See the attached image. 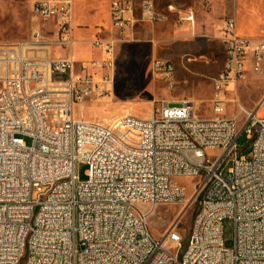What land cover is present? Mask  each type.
Listing matches in <instances>:
<instances>
[{"label": "built area", "instance_id": "2783aa9c", "mask_svg": "<svg viewBox=\"0 0 264 264\" xmlns=\"http://www.w3.org/2000/svg\"><path fill=\"white\" fill-rule=\"evenodd\" d=\"M30 13L27 39L0 42V264H264V119L240 105L227 115L235 85L263 72L264 40L240 37L225 21L228 65L212 80L211 117H198L191 101H163L148 118L102 124L78 119L75 107L111 92L114 40L89 41L99 60L55 57L53 49L75 43L74 0H32ZM171 14L152 1L109 2L121 43L137 24ZM151 70L164 83L173 78L167 60H153ZM242 115L247 156L235 147ZM181 178L196 179L202 197L179 255V242L172 251L152 236L148 216L186 203Z\"/></svg>", "mask_w": 264, "mask_h": 264}, {"label": "rangeland", "instance_id": "374dc122", "mask_svg": "<svg viewBox=\"0 0 264 264\" xmlns=\"http://www.w3.org/2000/svg\"><path fill=\"white\" fill-rule=\"evenodd\" d=\"M110 0H75L74 19L77 41H91L93 36L114 40V81L111 92L105 97L75 107L76 117L92 122L110 124L130 114L146 118L156 114L160 103L175 104L182 100L191 101L200 118L212 116L210 99L212 80L218 77L225 63L221 44L225 21L232 19L235 32L247 37L246 30L253 25L264 30V0H146L152 1L156 9L167 13L174 9L175 15L164 23L139 24L131 43H121L119 36L112 32L108 4ZM137 2L142 0H136ZM32 0H0V42L25 40L30 34V12ZM188 16L189 25L177 23L178 16ZM138 39V41H137ZM136 41V42H135ZM62 55L68 50L55 48ZM77 62L99 60L101 51L92 49L86 43L73 47ZM153 60H167L173 64L174 74L170 83H164L152 76ZM232 90V86L230 87ZM264 71L260 75L250 74L246 81L235 85L228 100H237L228 105V117L237 113V105L264 119ZM238 137L235 142L237 156H247L249 140L241 132L246 117L236 116ZM27 144L30 143L25 139ZM225 165L221 175L227 178ZM80 180H85L86 167L76 166ZM187 190L184 205L159 206L150 211L148 227L152 236L165 242L175 250L181 244L183 251L195 215L200 208L201 194L194 189L196 179L177 180ZM233 223L223 221V236L227 243L232 239Z\"/></svg>", "mask_w": 264, "mask_h": 264}, {"label": "crops", "instance_id": "0c3cea01", "mask_svg": "<svg viewBox=\"0 0 264 264\" xmlns=\"http://www.w3.org/2000/svg\"><path fill=\"white\" fill-rule=\"evenodd\" d=\"M110 2V1H109ZM74 3H75V0H74ZM172 16H174L173 14H171V15H169L168 16V18L165 20V21H162V22H157V23H164V22H166V21H168L170 18H172ZM108 17H109V4H108ZM109 24H110V27H111V23H110V17H109ZM190 24V22H188V23H185V24H183V25H189ZM139 24H137L136 26H138ZM136 26H135V28H134V31H133V35L135 34V32H136ZM78 26L76 25V22H75V19H74V29L75 28H77ZM111 30H112V32H114L116 35H118L119 36V34L115 31V30H113V28L111 27ZM237 34V33H236ZM222 35H223V33H222ZM238 36H240V37H243V36H241V35H239V34H237ZM245 36H247V37H243V38H247V39H253V40H264V30H262L261 31V29H256L253 25H251V26H249L248 27V29L246 30V35ZM222 37V36H221ZM220 37V38H221ZM96 38H98V37H96V36H93V38H92V40H94V39H96ZM104 39V38H103ZM105 39H109V38H105ZM74 40H75V43H74V45H76L77 43H86L88 46H89V41H77L76 39H75V37H74ZM137 41H138V39H137ZM136 42V41H135ZM124 43H126V42H124ZM129 43H131V42H129ZM221 44H222V41H221ZM74 45H73V47H74ZM73 47H71V49H70V51H68L66 54H64V55H62V54H60V53H58V52H54V49H53V54L55 55V57H60V58H67L68 56H69V54H71L72 56H73V59L76 61V59H75V57H74V55H73ZM90 47V46H89ZM222 47H223V44H222ZM58 49V48H57ZM93 49V48H92ZM61 51L62 50H64V49H60ZM77 62V61H76ZM262 70L264 71V63H263V65H262ZM251 73H249V75H250ZM253 74V73H252ZM249 75H248V77H249ZM230 90H231V88H230ZM262 94H264V90H263V92H262Z\"/></svg>", "mask_w": 264, "mask_h": 264}, {"label": "bare ground", "instance_id": "6f19581e", "mask_svg": "<svg viewBox=\"0 0 264 264\" xmlns=\"http://www.w3.org/2000/svg\"><path fill=\"white\" fill-rule=\"evenodd\" d=\"M143 1H146V0H143ZM224 65H228V58H225V63H224ZM221 73H223V69H222V71H221ZM220 73V74H221ZM235 102H237V100H235ZM238 103V102H237ZM240 105V104H239ZM241 106V105H240ZM80 107V109L82 108V106H79ZM146 118H148V117H146ZM80 119V118H79ZM83 120V119H82ZM85 121H88V120H85ZM152 211V210H151Z\"/></svg>", "mask_w": 264, "mask_h": 264}]
</instances>
